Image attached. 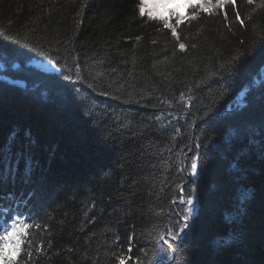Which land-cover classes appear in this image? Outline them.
<instances>
[{
  "label": "trees",
  "instance_id": "16d2710c",
  "mask_svg": "<svg viewBox=\"0 0 264 264\" xmlns=\"http://www.w3.org/2000/svg\"><path fill=\"white\" fill-rule=\"evenodd\" d=\"M141 5L0 0V230L33 223L16 264H264L261 0L199 11L184 50Z\"/></svg>",
  "mask_w": 264,
  "mask_h": 264
},
{
  "label": "snow or ice",
  "instance_id": "6c2138e0",
  "mask_svg": "<svg viewBox=\"0 0 264 264\" xmlns=\"http://www.w3.org/2000/svg\"><path fill=\"white\" fill-rule=\"evenodd\" d=\"M254 0H247V3L252 4ZM231 4L235 7V0H184V11H179L178 9H171L168 11V14L165 15L163 13H146L147 5H141L139 12L141 16H145L147 14L148 19L156 20L163 24L164 29H168L171 31L172 36L178 42V47L180 50L185 49V44L180 41V35L178 33V29L180 26L186 21L194 20L197 18L199 11H203L205 13H214L215 9L223 10L226 5ZM264 7V0H261V5ZM189 9H195L197 11H193L191 14L189 13ZM225 19H227V14L225 13ZM235 19L239 21L242 25L244 21L241 19L239 12H236ZM174 21V23H173ZM43 55V54H42ZM48 63L53 67L57 68V62L54 59H49ZM61 70L62 69H58ZM77 76H79V66L76 68ZM89 89L95 92L98 96H107V91H99L97 92L95 87L89 83L87 85ZM183 95L181 99L183 100ZM160 117H156V120H159ZM197 160L193 159L190 165L191 174L193 176L197 175ZM31 171L29 168L27 171L23 173L24 177L27 178L28 173ZM195 190V189H193ZM181 203L187 205L185 214L182 215V219L184 223L180 226V231L183 232L184 229L189 227L188 221L192 217L193 213V200L188 198L186 200H181ZM39 227V225H35ZM33 227V223L30 217L16 214L10 215L9 218L5 221V224L0 230V264H16V258L22 251V245L24 243V236L27 234V229ZM171 247V246H169ZM131 249H129L130 251ZM31 255V254H29ZM120 264H125L124 260L120 261ZM137 264H140V261H137Z\"/></svg>",
  "mask_w": 264,
  "mask_h": 264
},
{
  "label": "rangeland",
  "instance_id": "374dc122",
  "mask_svg": "<svg viewBox=\"0 0 264 264\" xmlns=\"http://www.w3.org/2000/svg\"><path fill=\"white\" fill-rule=\"evenodd\" d=\"M142 3L147 5L146 13H163L168 14L171 9H178L184 11V0H142ZM194 9H189V13ZM36 65L42 67H52L48 62L37 61Z\"/></svg>",
  "mask_w": 264,
  "mask_h": 264
},
{
  "label": "water",
  "instance_id": "95a60500",
  "mask_svg": "<svg viewBox=\"0 0 264 264\" xmlns=\"http://www.w3.org/2000/svg\"><path fill=\"white\" fill-rule=\"evenodd\" d=\"M264 90V89H263ZM261 91H259L258 93H256L255 94V96H257L259 93H260ZM234 109H236V107L234 108ZM228 111H230V110H225L224 112H223V114L225 113V112H228ZM191 154V152H189L188 154H187V156H189ZM185 170H187V166L185 167ZM185 185H187V183H185L184 185H183V187L185 186ZM182 187V188H183ZM182 193V192H181ZM182 200H186V198H185V195L182 193ZM179 204H184V203H181L180 201H175L174 202V205L176 206V205H179ZM178 216L180 217V219L183 221V219H182V217L180 216V214L178 213ZM186 229H184V231H185ZM183 231V232H184ZM183 232H180V234L179 235H181Z\"/></svg>",
  "mask_w": 264,
  "mask_h": 264
}]
</instances>
